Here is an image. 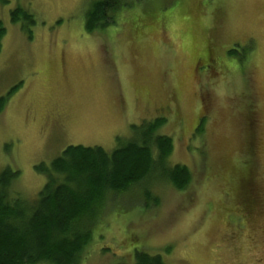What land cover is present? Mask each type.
<instances>
[{
  "label": "rangeland",
  "instance_id": "374dc122",
  "mask_svg": "<svg viewBox=\"0 0 264 264\" xmlns=\"http://www.w3.org/2000/svg\"><path fill=\"white\" fill-rule=\"evenodd\" d=\"M91 2L0 0V97L17 87L0 113V173L16 170L15 192L33 201L38 164L68 146L110 153L132 126L164 118L168 162L191 183L154 190L159 206L146 211L109 202L81 264H132L135 250L165 264H264V0H131L89 35ZM16 8L34 21L24 31ZM249 161L246 226L237 194Z\"/></svg>",
  "mask_w": 264,
  "mask_h": 264
},
{
  "label": "trees",
  "instance_id": "16d2710c",
  "mask_svg": "<svg viewBox=\"0 0 264 264\" xmlns=\"http://www.w3.org/2000/svg\"><path fill=\"white\" fill-rule=\"evenodd\" d=\"M130 4L131 0H92L85 14V32L91 35L107 28L110 19L114 23L113 13ZM10 21L20 23L22 31L34 22L20 8L10 13ZM4 36L5 28L0 22V52ZM236 53L230 49L227 55L230 58ZM16 89L0 97V113ZM164 122V118H156L132 126L133 136L110 153L100 147H66L50 163L35 166L45 183L33 201L15 192L12 184L18 172L4 169L0 173V264H81L92 230L109 202L136 200L143 207L141 211H146L159 206L154 190L170 187L184 191L192 175L185 166L169 164L173 142L158 134ZM247 131V149L252 152L250 130ZM241 172L237 198L245 199L241 212L247 226L256 211L255 190L249 188L254 183L250 161ZM132 255V264H165L160 255L142 250L132 251Z\"/></svg>",
  "mask_w": 264,
  "mask_h": 264
}]
</instances>
